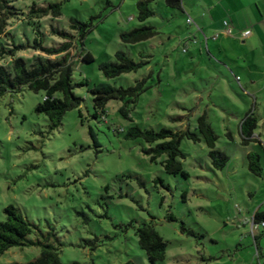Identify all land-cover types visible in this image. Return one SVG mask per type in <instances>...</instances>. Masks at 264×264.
<instances>
[{
    "label": "rangeland",
    "instance_id": "obj_1",
    "mask_svg": "<svg viewBox=\"0 0 264 264\" xmlns=\"http://www.w3.org/2000/svg\"><path fill=\"white\" fill-rule=\"evenodd\" d=\"M9 1L18 14L8 22L0 48L27 47L16 58L31 67L39 59H57L35 50V39L44 47H59L65 41L53 29L71 33L73 80H89L90 86L74 91L84 99L82 116L77 109L69 111L54 131L48 118L36 113L43 92L25 88L0 95V222L13 205L42 232L54 229L63 245L62 264H151L136 235L149 222L167 243L160 264H259L252 220L259 208L264 210V171L261 177L252 174L247 155L258 153L264 169V150L258 143L242 144L240 125L253 114L259 120L255 134L264 142V57H252L238 40L226 43L225 28L217 24L203 32L220 35L206 47L198 30L202 26L189 25L192 17L169 8L165 0L152 4L156 16L145 23L138 20L140 0ZM50 4H61V17L29 18L32 7ZM72 18L92 24L83 43L71 29ZM141 26L155 27L159 35L138 45L122 42V33ZM82 51L95 62L82 63ZM119 51L148 65L108 79L99 66L115 62ZM13 62L0 56V67L10 70ZM245 65L260 66L262 80L256 87L241 69ZM143 79L151 88L131 107L133 123L120 113L124 103L115 100L105 115L94 118L90 88L108 84L127 89ZM204 114L218 136L217 150L229 155L230 162L218 170L203 138L198 143L184 139L182 163L188 178L168 175L161 164L165 157L151 162L144 153L149 146L141 139L126 140L121 132L136 124L177 132L189 127L199 134L198 119ZM259 244L264 264V237ZM40 253L39 247H16L0 256V264H27Z\"/></svg>",
    "mask_w": 264,
    "mask_h": 264
},
{
    "label": "trees",
    "instance_id": "obj_2",
    "mask_svg": "<svg viewBox=\"0 0 264 264\" xmlns=\"http://www.w3.org/2000/svg\"><path fill=\"white\" fill-rule=\"evenodd\" d=\"M159 0H140L137 4L138 20L145 23L156 16L152 4ZM166 5L171 9L184 11L183 0H165ZM18 14V9L9 0H0V38L5 36L7 24ZM59 18L62 15L61 4H50L46 8L32 7L29 13L31 20L41 19L47 16ZM71 29L80 36L82 43L86 36L91 32V23H83L79 20L71 19ZM38 33V32H37ZM53 34L59 36L65 42L59 47H44L42 40L35 39L33 48L42 52L46 57H56L57 59L37 60L29 67L23 59L16 58L19 51L27 49L20 45L12 49L0 48V56L14 59L12 68L0 67V95L18 94L27 88L35 93H44V100L36 108V113L45 115L50 122V130L54 131L63 124L65 115L72 110H79L82 116L81 107L84 99L75 94L76 87L90 86L89 80L75 83L73 80L74 64L71 52L74 50L75 36L71 33L53 29ZM39 35V33H38ZM159 35L155 27L141 26L130 32L122 33L120 38L124 44L138 45L154 39ZM41 36V35H40ZM82 63L92 64L95 62L91 53L82 51L79 55ZM142 57L147 58L142 54ZM115 62L102 63L100 71L108 79L117 78L125 74L136 73L148 65V61L135 62L125 52L119 51L115 55ZM151 87L147 79L136 82V85L127 89L113 88L108 84H99L89 89L93 97L94 118L100 119L106 114V109L110 101H120L124 105L120 109L122 116L133 123L131 107L135 106L140 97ZM258 119L253 114H247L240 125V132L243 145L258 143L264 150V145L254 137L258 127ZM198 133L192 132L188 127L182 131H173L169 128L160 130L144 129L139 125L133 124L127 131L122 130L126 140H143L149 148L144 153L150 157L151 162L157 163L159 159L165 157L161 162L168 175H182L188 178L182 160L185 154L181 149L184 139L198 143L205 140L209 149V157L213 166L218 170H223L230 162V157L225 152L217 150L216 143L218 136L212 128L207 114L198 119ZM249 171L261 177L263 175V165L261 156L258 153L247 155ZM6 219L0 222V256L16 247L33 246L41 249L40 255L32 262L27 264H62L59 251L63 246L54 229L42 232L38 227L29 222L15 206L11 205L4 210ZM174 220L173 217L170 218ZM252 222L257 224L264 223V211L258 210ZM264 229V228H263ZM36 235V239H30ZM140 248L146 252L151 264H160L165 261L167 253V243L155 229L152 222L144 223L136 229ZM257 249V259L262 258L260 238L264 237V230L260 235H254ZM73 264H80L75 262ZM125 264H135L128 261ZM260 264V263H259Z\"/></svg>",
    "mask_w": 264,
    "mask_h": 264
},
{
    "label": "crops",
    "instance_id": "obj_3",
    "mask_svg": "<svg viewBox=\"0 0 264 264\" xmlns=\"http://www.w3.org/2000/svg\"><path fill=\"white\" fill-rule=\"evenodd\" d=\"M190 4L188 8L187 0H183V13L188 14L192 19L195 18V21L193 20L194 24L198 22V25L202 26V29L198 28V30L204 35L206 47H208L210 40L217 41L220 35L216 34L219 37L214 40L213 37L216 35H210L208 37L203 32L217 24L218 28H225L222 30V33L226 43L238 40L242 47H246L251 52L252 57L257 55V53L261 57H264V0H193V2L191 0ZM225 22L228 23L227 27L224 25ZM229 30H231V33H229ZM246 31H251V35L243 39L242 33ZM194 41L192 43L196 45L198 43L196 38ZM227 45L225 46L227 47ZM226 47L225 50L227 51L228 47ZM225 55L229 57L228 54ZM246 56L248 57L247 54L244 57L246 58ZM245 62L247 64L246 60ZM248 66H241V69L244 72L250 73L249 84L252 87H256L258 81L261 83L262 80L260 78L262 77V74H260L262 73L259 68L260 66ZM256 74L259 75L257 76L258 78ZM254 137L264 145V142H261L260 136L255 134ZM258 210L264 211L261 208ZM261 260L259 262L260 264H262Z\"/></svg>",
    "mask_w": 264,
    "mask_h": 264
},
{
    "label": "built area",
    "instance_id": "obj_4",
    "mask_svg": "<svg viewBox=\"0 0 264 264\" xmlns=\"http://www.w3.org/2000/svg\"><path fill=\"white\" fill-rule=\"evenodd\" d=\"M188 24H189V25L194 24L193 20H192V19L189 20V21H188ZM224 25L227 27V26H228V23L225 22ZM229 33H231V30H229ZM250 35H251V31H246V32L242 33V38H243V39H246V38H248ZM218 37H219V36L216 35L215 37H213V39L216 40V39H218ZM187 52H188V48H187V47H184V49H183V53H187ZM261 228H264V223L255 225V224L252 222V235L254 236V235H255V232H256V231H259Z\"/></svg>",
    "mask_w": 264,
    "mask_h": 264
}]
</instances>
